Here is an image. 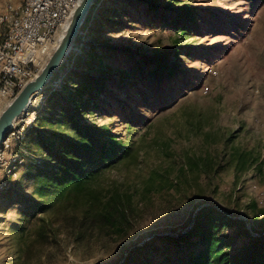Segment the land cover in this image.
<instances>
[{
	"label": "rangeland",
	"instance_id": "obj_1",
	"mask_svg": "<svg viewBox=\"0 0 264 264\" xmlns=\"http://www.w3.org/2000/svg\"><path fill=\"white\" fill-rule=\"evenodd\" d=\"M95 1L0 143V264H122L187 231L205 205L264 234V0ZM23 3L0 0V19ZM162 54L161 76H147L142 59ZM81 121L124 153L76 180L57 158L65 141L88 143L72 127ZM85 212L92 227L80 226ZM187 253L157 242L128 264Z\"/></svg>",
	"mask_w": 264,
	"mask_h": 264
},
{
	"label": "trees",
	"instance_id": "obj_2",
	"mask_svg": "<svg viewBox=\"0 0 264 264\" xmlns=\"http://www.w3.org/2000/svg\"><path fill=\"white\" fill-rule=\"evenodd\" d=\"M165 61L164 54L144 57L140 67L147 70V76L160 77V72L165 69ZM146 67L151 69L148 70ZM82 120L85 121L83 118ZM72 127L73 130H76L80 140H85L88 143L78 145L72 141L64 142L66 146L63 150L66 152L64 155L58 156L57 163L59 169L72 167L74 173L70 175L71 179H87L95 165L113 164L121 157V154L123 155L124 147L115 141L112 135L102 134L103 132L100 131L102 129L95 130L93 125L90 123L84 125L82 121L73 122ZM94 143L97 146L96 151H92ZM81 221L80 226L88 228L92 227L96 219L95 216H89L85 212L82 214ZM222 227L234 230L229 237H219L218 233ZM240 237L243 238V241L238 245ZM157 242L169 246H184L188 252L185 258L178 255L177 262L167 261L164 264H264L263 232L255 233L254 231L252 234L245 229L242 220L231 219L226 213L209 205L202 206L195 213L187 231L175 237L161 236L150 244L132 249L122 264H128L132 255L152 248Z\"/></svg>",
	"mask_w": 264,
	"mask_h": 264
},
{
	"label": "built area",
	"instance_id": "obj_3",
	"mask_svg": "<svg viewBox=\"0 0 264 264\" xmlns=\"http://www.w3.org/2000/svg\"><path fill=\"white\" fill-rule=\"evenodd\" d=\"M75 0H31V15L27 16V27H20L15 40L6 41V28L0 33V102L9 98L8 88L18 77H26L29 71H39L53 47L47 46V37L62 32L68 21L65 13L73 12ZM7 17H4V20ZM0 152V167L6 159ZM4 179V178H3Z\"/></svg>",
	"mask_w": 264,
	"mask_h": 264
},
{
	"label": "water",
	"instance_id": "obj_4",
	"mask_svg": "<svg viewBox=\"0 0 264 264\" xmlns=\"http://www.w3.org/2000/svg\"><path fill=\"white\" fill-rule=\"evenodd\" d=\"M95 0H81L69 17L64 35L57 47L52 51L39 73L18 92V94L0 112V143L12 129L16 120L26 112L31 100L36 97L50 82L56 70L65 60L74 46L90 9ZM201 208V207H200ZM199 208V209H200ZM197 209L196 211H198ZM195 215V214H194ZM193 215V216H194Z\"/></svg>",
	"mask_w": 264,
	"mask_h": 264
},
{
	"label": "bare ground",
	"instance_id": "obj_5",
	"mask_svg": "<svg viewBox=\"0 0 264 264\" xmlns=\"http://www.w3.org/2000/svg\"><path fill=\"white\" fill-rule=\"evenodd\" d=\"M81 0H75V5H73V11L74 9L79 5ZM30 2L31 0H24L23 8L21 10V13L18 15L13 14V12H9L8 16L5 20L0 19V21L5 24L6 28H10L8 32L6 33V41H13L15 40V33H17V30L20 27H27V16L31 15V8H30ZM72 13H65V21L69 20V17ZM68 25V22L65 25L64 30L66 29ZM64 30L59 34L58 42L55 46L57 47L60 39L64 35ZM56 34H52L51 36L47 37V41L54 38ZM54 48V49H55ZM41 69V68H40ZM36 76V71H29L26 73V77H18L17 82H15L13 85L9 86L8 88V96H15L23 87L24 85L30 81L32 78ZM9 103V98H2V101L0 102V110L6 106Z\"/></svg>",
	"mask_w": 264,
	"mask_h": 264
}]
</instances>
